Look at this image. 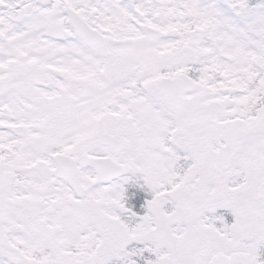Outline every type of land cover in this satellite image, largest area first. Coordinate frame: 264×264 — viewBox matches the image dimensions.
<instances>
[{"label": "snow or ice", "instance_id": "obj_1", "mask_svg": "<svg viewBox=\"0 0 264 264\" xmlns=\"http://www.w3.org/2000/svg\"><path fill=\"white\" fill-rule=\"evenodd\" d=\"M0 264H264V0H0Z\"/></svg>", "mask_w": 264, "mask_h": 264}]
</instances>
